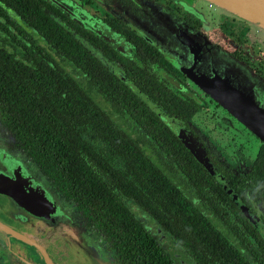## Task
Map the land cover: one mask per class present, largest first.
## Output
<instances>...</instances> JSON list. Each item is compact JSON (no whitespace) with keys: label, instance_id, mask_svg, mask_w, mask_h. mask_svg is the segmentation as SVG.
Masks as SVG:
<instances>
[{"label":"flooded vegetation","instance_id":"flooded-vegetation-1","mask_svg":"<svg viewBox=\"0 0 264 264\" xmlns=\"http://www.w3.org/2000/svg\"><path fill=\"white\" fill-rule=\"evenodd\" d=\"M75 43L98 53L104 67L129 83L162 90L165 109H158L165 120L155 114L167 129L162 133L182 147L142 139L129 114L118 112L65 59L77 57ZM222 63L264 109V31L206 0H0V164L40 188L55 217L73 229L31 217L0 195V264H264V240L233 199L264 227V188H241L264 145L243 127L259 143L251 161L239 164L240 156L230 163L211 134L195 125L209 119L210 109L219 123L234 119L198 84V74L206 77ZM44 72L51 80L58 72L70 79L60 89L53 80L43 86ZM63 85L99 109L132 150L123 153L121 139L105 136L84 105L75 108L70 99L67 109L57 107L47 95L63 94ZM16 97L69 123V134L82 144L74 151L85 173L100 183L99 190L89 183L83 188L86 203L63 187L54 150V161H39L16 137L9 124ZM147 165L150 177L141 173ZM102 198L117 204L128 223L107 213L97 221L106 200L95 203Z\"/></svg>","mask_w":264,"mask_h":264},{"label":"trees","instance_id":"trees-1","mask_svg":"<svg viewBox=\"0 0 264 264\" xmlns=\"http://www.w3.org/2000/svg\"><path fill=\"white\" fill-rule=\"evenodd\" d=\"M66 44L68 43H63V46H67ZM75 47L78 51L76 52L77 57H66L65 59L72 64L74 71L85 74L87 80L90 82V86L94 87L102 94L118 112L129 114L135 122L134 124L140 130L142 139H147L150 141L151 145L154 146L159 144L163 147L167 141L169 145L171 143L172 147H182L175 137H169V135L162 133L163 130L167 131V129L160 122L155 112L142 102L126 85L121 83L116 75H113L111 71L104 67L93 55L84 52L77 43H75ZM69 79H66L61 72H58V74L52 78L53 81L58 82L59 89L62 83L64 81H69ZM52 80L49 72H44L42 74L43 86L46 82ZM130 83L142 93L148 102L151 104L153 103L155 106L152 105L156 109H165V99L162 95V90H155L154 88L149 89L144 85L145 83L140 81ZM63 87L64 89L60 90L61 92L63 91V94L59 92L56 97H50L51 91L48 90L50 92L47 97L50 98L51 101L54 100L53 103L57 104V107L63 106L65 109H67L70 99L74 102L73 105L75 108L84 105L87 108V112L91 115L92 123L100 125V129L105 133V136L113 135L121 139L120 146L124 150L123 153H126V149L132 150L123 132L118 128H114L112 124L108 122V118L105 117L99 109L94 107L91 102L88 105L87 101H85L81 95H78L76 90H72L67 85H63ZM43 89L45 90V87ZM75 89H77L76 86ZM10 107L13 110L14 117L9 121V124L11 129L15 131L16 137H18L21 142H24L27 151L39 161H54L55 159H52L51 156L55 153L56 161L60 163L59 172L60 177L64 181L63 187L65 190L68 189L69 191H71L70 188H72L76 195L80 197V203H86L83 188L89 183V185L99 190L98 187L100 183L95 175L88 176L85 173L86 166L83 164L82 156L74 151L75 147L78 148V151H81L82 144L78 143L79 139L69 134L70 129L67 127L69 123L67 121L63 122L59 117L56 118L54 112H52V114L49 111L47 113V110L42 111L34 108L29 105V102L21 103L18 97L15 98ZM58 112L59 115L63 113L60 110ZM57 129L59 131H57ZM40 146L43 147V150L39 149ZM51 150H54V153ZM138 161L148 164V158L145 156H140ZM255 167L256 168H254V171L251 172L248 178L249 183L241 186L243 189H250L253 193L259 192L260 187L264 188V146H262L257 156ZM141 173L146 174L148 177L152 176L148 165L145 169L142 168ZM159 177L158 174L153 175L154 179ZM235 190L238 192L237 187H235ZM171 192L172 191L169 193ZM105 198L95 203L99 205L106 200V203H104L105 207L99 208V212L96 213V220L102 223L104 220L101 219L102 214L107 213L109 215H107V219L122 218L128 223L127 217L121 213L122 209L113 201ZM205 225L210 226L208 222H206ZM127 233H125V235H127ZM234 252L235 258H238L237 251ZM147 253L148 252L144 250H140V254ZM241 258L243 259V257Z\"/></svg>","mask_w":264,"mask_h":264},{"label":"water","instance_id":"water-1","mask_svg":"<svg viewBox=\"0 0 264 264\" xmlns=\"http://www.w3.org/2000/svg\"><path fill=\"white\" fill-rule=\"evenodd\" d=\"M206 1L264 31V0ZM193 49H195L194 52H198L199 54L198 45H194ZM91 53L96 58H100L98 53L94 51H91ZM98 60L102 65L104 64L101 59ZM110 71L153 112L160 117L162 116L161 112L148 102L142 93L129 83L121 73L113 68H110ZM200 77L202 76L198 74V84L201 88L210 94L224 110L235 116L264 145V109L260 108L253 100L251 90L246 81H243L234 70L224 63L209 71L208 76ZM161 118L165 120V118ZM179 137L181 140H184L181 136ZM184 145L192 150V144L188 141L184 140ZM209 171L214 176L211 169ZM223 187L230 193L227 186L223 185ZM0 195L8 199L9 203L16 209L25 212L31 217L39 218L51 225L61 224L66 229L71 228L70 222L55 217L52 204L44 197L40 188L32 186L17 171L8 169L2 163L0 164ZM233 199L238 203L244 215L250 220L252 226L260 233L264 240V227L255 222L254 218L245 211L242 204L235 197ZM93 264H102V262L98 260L96 262L93 259Z\"/></svg>","mask_w":264,"mask_h":264},{"label":"rangeland","instance_id":"rangeland-1","mask_svg":"<svg viewBox=\"0 0 264 264\" xmlns=\"http://www.w3.org/2000/svg\"><path fill=\"white\" fill-rule=\"evenodd\" d=\"M174 29L175 27L172 24L168 25V30L170 32H173ZM213 112H215L214 109H210L206 111V113H208V118H209L208 120H205L203 116H202L203 120H199V119L195 120L196 121L195 125L197 126V128H200V130L205 133L207 132L211 134L209 137L210 141L212 142V144L216 146L215 148L219 150L220 153H222L224 157H226L228 162L239 163L240 161H238L236 157H240V156H242L244 161H242L239 164L244 165L245 163L251 161L253 159L255 147L257 146V143L259 142H257L254 138L248 137L244 129L246 127L243 124H241L235 118V116L231 115L229 112L228 113L235 120L234 119L227 120V122H224V123H219L220 121L216 120ZM216 113L218 114L219 112H217L216 110ZM209 115H213V117L211 118L209 117ZM242 167L243 166H241L240 168Z\"/></svg>","mask_w":264,"mask_h":264}]
</instances>
